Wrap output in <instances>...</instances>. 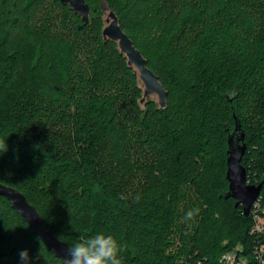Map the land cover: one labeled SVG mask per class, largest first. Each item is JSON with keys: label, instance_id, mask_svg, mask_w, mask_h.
Segmentation results:
<instances>
[{"label": "trees", "instance_id": "1", "mask_svg": "<svg viewBox=\"0 0 264 264\" xmlns=\"http://www.w3.org/2000/svg\"><path fill=\"white\" fill-rule=\"evenodd\" d=\"M85 2L86 24L59 0H0V183L69 246L113 235L123 264H218L237 245L264 247L224 198L235 117L246 178L264 179V0ZM101 2L167 91L164 108L139 106L133 70L102 38ZM37 238L0 196V264L22 249L62 264Z\"/></svg>", "mask_w": 264, "mask_h": 264}, {"label": "water", "instance_id": "2", "mask_svg": "<svg viewBox=\"0 0 264 264\" xmlns=\"http://www.w3.org/2000/svg\"><path fill=\"white\" fill-rule=\"evenodd\" d=\"M59 1L61 4L67 5L84 24L88 22L90 9L85 0ZM100 8L104 24L101 30L102 38L104 41L109 40L116 44L119 53L126 59L127 67L133 70L137 86L141 89V97L138 100L139 106L143 109L145 103L151 100L159 108H164L167 101V91L160 83L158 76L147 67L146 59L134 47L132 40L122 31L115 13L110 10L105 2L100 3ZM227 145L225 179L228 182V189L224 198H231L234 207L240 206L242 214L248 217L251 205L264 185V179L258 184H246V170L240 163L246 145L243 131L236 117L234 118V129L227 137ZM0 196L10 203L11 208L28 225L30 232L39 237L42 244L63 264V259L66 258L70 246L53 234L52 227L48 229L42 227L39 212L27 201L23 193L0 183Z\"/></svg>", "mask_w": 264, "mask_h": 264}, {"label": "clouds", "instance_id": "3", "mask_svg": "<svg viewBox=\"0 0 264 264\" xmlns=\"http://www.w3.org/2000/svg\"><path fill=\"white\" fill-rule=\"evenodd\" d=\"M7 151L6 140L0 139V155ZM121 198L124 197L121 196ZM199 211V208L188 210L184 220L194 221ZM122 251L123 245L116 237L98 232L95 235L82 236L78 242L71 245L68 248L66 258L63 259V264H123ZM40 258L39 250L34 257L30 255L28 249H22L18 253L19 264H34V261Z\"/></svg>", "mask_w": 264, "mask_h": 264}, {"label": "built area", "instance_id": "4", "mask_svg": "<svg viewBox=\"0 0 264 264\" xmlns=\"http://www.w3.org/2000/svg\"><path fill=\"white\" fill-rule=\"evenodd\" d=\"M246 184H250L247 178ZM249 216L252 219L249 233L252 236L264 235V196L260 193L251 205ZM218 264H264V247L253 245L249 255H245L242 246L237 245L231 251L222 254Z\"/></svg>", "mask_w": 264, "mask_h": 264}]
</instances>
